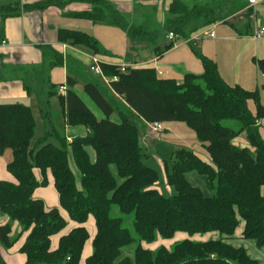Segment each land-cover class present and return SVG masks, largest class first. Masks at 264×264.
<instances>
[{
	"label": "trees",
	"instance_id": "16d2710c",
	"mask_svg": "<svg viewBox=\"0 0 264 264\" xmlns=\"http://www.w3.org/2000/svg\"><path fill=\"white\" fill-rule=\"evenodd\" d=\"M71 1L93 5L75 17L117 25L132 39L155 40L145 26L131 24L107 0H67L62 4ZM54 3L57 0H45L31 7ZM213 3L173 0L166 19L167 31L187 39V26L192 22L209 25L219 21L221 15ZM58 38L98 50L97 40L81 31L61 29ZM172 46L157 50L160 54ZM193 51L204 71L188 73L182 82L161 78L150 66L121 72L119 66L102 64L105 75H118V81L111 82L110 87L125 103L120 110L97 84L86 83L84 91L105 114L101 119L74 90L76 79L68 77L65 94L59 92L62 85H53L50 96H58L66 125L90 130L72 141L58 136L61 145L48 141L51 132L47 131L39 145L31 148L36 127L32 107L21 102L0 103V155L7 151L13 154L7 165L13 179L0 180V212L9 217L7 223L0 224V243L6 249L25 234L20 252L26 255V264H80L90 239L87 223L93 217L96 234L86 264H260L243 246L233 243L244 220V236L264 246V137L260 130L264 104L260 90L229 85L212 59L194 45ZM62 61L63 57L56 54L54 64ZM256 61L264 74V59ZM249 100L255 101L256 114L250 110ZM116 111L121 121L111 118ZM129 113L148 123H186L206 149L209 160L187 148L174 151L172 170L167 171V182L175 190L173 196L167 197L159 190L158 171L144 163L140 129ZM225 120L237 121L238 127L225 125ZM243 133L250 147L235 145V138ZM88 148L94 150V159ZM71 160L80 172V182ZM190 171L204 175L212 195H205L187 179ZM49 172L59 195L58 207L47 208L43 199L35 197L38 188L49 185ZM113 206L123 215H132L133 231L125 225V218L113 215ZM61 209L75 226L60 236L58 247L52 249L53 236L68 225ZM15 222L19 228L13 232ZM177 232L190 236L216 232L221 237L206 241L187 238L173 249L162 245L156 252L147 247L158 236L170 239ZM137 241L140 243L133 256L121 258V249ZM0 264H7L1 254Z\"/></svg>",
	"mask_w": 264,
	"mask_h": 264
},
{
	"label": "crops",
	"instance_id": "0c3cea01",
	"mask_svg": "<svg viewBox=\"0 0 264 264\" xmlns=\"http://www.w3.org/2000/svg\"><path fill=\"white\" fill-rule=\"evenodd\" d=\"M43 1L45 0H0V103L20 100L33 106L31 104L40 92L50 95L53 90L52 86L66 85L68 77L76 79L77 84L74 90L78 93V90H84L86 83L93 82L89 79V73L93 76H101L90 70L94 56L99 58L101 67L102 64L115 66L125 64L132 67L150 66L156 69L159 77L182 82L186 74H201L204 71L201 60L193 51V44L187 42L195 35H200L202 39L194 46L217 64L225 81L231 86L240 85L250 91L259 89L261 101L264 104V74L256 61V59H264V38H256L253 35L258 24L264 26V3H260L253 10L246 12L249 5L248 1L244 0V4L235 5L238 6L237 9H233V12L227 16H221V19L215 23L206 25L203 21L197 20L189 24L187 39L179 38L173 41L169 40L166 35L167 42L156 44L155 40L132 39L126 30L117 25L94 23L89 19L74 16L76 13L91 10L93 8L91 3L71 1L63 5L62 2L67 0H57V3L46 7H31ZM107 1L131 24L145 26L153 34L149 29L151 27H148L147 19L142 21L139 17H143L144 13L153 12V24L166 26L168 10L173 0ZM237 1L233 2L237 4ZM222 3V0H214V8L217 10L218 7H222ZM252 11L256 13V20L249 15ZM61 29L77 30L94 37L97 40V52L85 46L61 42L58 38ZM212 30L215 31V37L210 38L207 33ZM4 40L5 44L2 43ZM171 43L173 46L170 49L159 54L158 48L164 49ZM56 54L63 57L62 64H54ZM110 90L112 91L111 87ZM112 93L124 106L125 101L113 91ZM248 105L252 113L256 114L255 101L249 100ZM142 121L144 124L140 131L142 144L149 145L154 140H176L179 144L189 148L191 146L196 150L202 148L196 144L195 131L186 123L166 121L164 132L156 135L150 129L149 123ZM260 124L261 134L264 137V120H261ZM66 127L69 141H72L75 136H85L90 132L85 126L66 125ZM244 135L245 133L235 138L234 143L240 141L243 147H249V142L245 140ZM202 150L206 154L195 152L209 160L207 151ZM12 158L11 151L0 155V180L13 179L7 169ZM36 174L38 178H41L40 170L37 169ZM48 177L49 185L38 188L35 191V197L43 199L47 208L58 207L60 205L59 195L50 172ZM196 186L202 190L201 186ZM261 193L264 195V186L261 188ZM45 197L50 198V206L47 205ZM1 214L0 212V217L4 215ZM61 214L68 225L61 233L53 236L52 249L58 247L60 236L75 226L65 210L61 209ZM4 216L5 220H0V224L9 221V217ZM91 222L94 223V227L92 226L90 229L87 225L90 239L85 245L80 264H86V259L93 251L92 241L96 234V225L95 220ZM18 228V223L15 222L13 232ZM244 229L245 221L243 220L236 237H245ZM240 234L241 236H239ZM25 237V234L22 235L19 241L9 249L0 243V254L7 264H26V255L20 252ZM153 245L147 247L152 249Z\"/></svg>",
	"mask_w": 264,
	"mask_h": 264
},
{
	"label": "rangeland",
	"instance_id": "374dc122",
	"mask_svg": "<svg viewBox=\"0 0 264 264\" xmlns=\"http://www.w3.org/2000/svg\"><path fill=\"white\" fill-rule=\"evenodd\" d=\"M234 0H222V7H218L217 12L221 16H227L231 12H233V9H237V7L241 4H244V0H238L237 4L236 2H233ZM228 2V3H227ZM235 5H238L237 7ZM235 6V8H234ZM249 10H246L248 12ZM149 15V16H148ZM153 12H150L149 14L144 13L142 15L143 17H139L142 21H148V27H151V29L154 38H155V43L156 44H161L163 42H167L168 40L166 39L167 35V27L161 24H153ZM148 16V17H146ZM145 19V20H144ZM146 23V22H145ZM132 68V67H130ZM89 79L93 81L99 89L105 94L106 98L116 107H119L120 110H123L122 108V103L120 100H118L110 90V84L106 82L101 76H93L91 73L88 74ZM82 83V82H81ZM79 95L85 100L87 105L96 113L97 117L99 119L104 118L105 114L103 111L99 108V106L95 103V101L84 91V90H78ZM37 94V93H36ZM35 94V95H36ZM36 99L32 102L31 106L33 109V114L36 120V127H35V135L32 139L31 143V148H33L36 145H39L41 139L47 134V131L51 132V135L49 136L50 142L56 144V145H61L58 136L61 137H66L69 141L68 138V133L66 131V123H65V118H64V113L62 110V106L59 102L58 96H53V98L44 93L39 94L38 97H35ZM15 102H21V103H26L22 102L20 100L13 101L11 103ZM28 105V104H27ZM30 106V105H29ZM130 119L138 126V128L141 129L143 128L144 124L143 121L140 119V117L136 116L135 114H130L129 113ZM114 121H121V118L119 116L118 111H116L112 117ZM225 125L231 126V127H238V123L235 120H225L224 121ZM188 127V126H187ZM189 128V127H188ZM191 130V129H190ZM156 135H160L159 133L155 132ZM245 140L248 142L246 135H244ZM196 144L200 145L202 148H199V150H196V148H190L187 146H184L183 144H179L178 141L172 140V141H152L149 145H145L141 143V146L144 148L145 156L143 157V161L146 165L151 166L152 168L156 169L159 173V181H158V188L159 190L167 197L173 196L175 194L174 188H172L168 182H167V171L172 170V165H173V153L176 149L179 148H187L193 151H198L199 153H204L202 149L206 151V149L202 146V143L196 138L195 139ZM235 145L238 147H243L242 144L239 142H236ZM250 147V143H249ZM157 149V150H156ZM89 152L91 156L94 158L95 153L92 148L89 149ZM167 165L169 166V169H167ZM72 168L74 169L77 180L80 182V172L75 166V164L71 163ZM113 170H115V167H113ZM187 179L193 183V185H198L202 187V191L205 195H212L213 191L209 188L207 181L204 177V175L200 174L198 171H190L186 173ZM122 180L119 178V182ZM54 191V190H53ZM55 192V191H54ZM48 195V194H47ZM39 197V196H38ZM47 200V205L50 206V198L45 197ZM116 206H113L112 212L113 215L116 216H122L125 218V225L130 228L133 231V223H132V215L127 216L121 214ZM2 215V214H1ZM130 219V220H127ZM0 220H5V216L2 215L0 217ZM94 221L93 218H91L90 221H88V226L94 227V223L91 222ZM93 231V230H92ZM241 236V234L239 235ZM219 233H200L196 234L194 236H190L188 233L185 232H177L172 238L170 239H163L162 237L158 236L156 242L152 246V249L154 252H156L157 248L159 246H166L170 249L174 248V245L184 239H192L194 241H206V240H211V239H218L220 238ZM140 243V241H137L135 244L130 245V246H125L121 249V258L124 257H132L135 248L137 245ZM233 243L238 244L240 246H243L247 252L255 259H257L261 264H264V246H260L257 243V240L255 238H247V237H235L233 240ZM120 258V259H121Z\"/></svg>",
	"mask_w": 264,
	"mask_h": 264
},
{
	"label": "built area",
	"instance_id": "2783aa9c",
	"mask_svg": "<svg viewBox=\"0 0 264 264\" xmlns=\"http://www.w3.org/2000/svg\"><path fill=\"white\" fill-rule=\"evenodd\" d=\"M248 1V5H249V8L247 10H253L254 8H256V6L260 3H264V0H247ZM250 17L254 20H256V13L255 12H251L250 14ZM253 35L254 37L256 38H264V26L263 25H259L255 28L254 32H253ZM207 36L212 38V37H215V31L212 30L210 32L207 33ZM167 38L169 40H177L179 39V35L177 33H174L173 31H170L168 32L167 34ZM201 36L200 35H195L193 38L191 39H188L187 42H191L193 45H196L197 42L199 40H201ZM3 44L6 43V41L4 40L2 42ZM132 67V66H129V65H120L119 66V69L121 72H127L129 70V68ZM90 70L98 75H101L103 77V79L108 82L109 84L113 81H118L119 77L118 75H114V76H107L105 75L102 67L100 66V60L99 58H97L96 56H94L92 58V64L90 65ZM66 89H67V86L66 85H62L60 87V93L62 94H65L66 93ZM166 121H155V122H151L149 123V127L150 129L153 131V132H157L159 134H162L165 130V124Z\"/></svg>",
	"mask_w": 264,
	"mask_h": 264
}]
</instances>
